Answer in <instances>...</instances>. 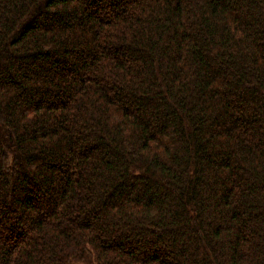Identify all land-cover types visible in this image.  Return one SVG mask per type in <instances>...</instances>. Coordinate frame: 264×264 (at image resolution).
I'll use <instances>...</instances> for the list:
<instances>
[{"label":"trees","instance_id":"trees-1","mask_svg":"<svg viewBox=\"0 0 264 264\" xmlns=\"http://www.w3.org/2000/svg\"><path fill=\"white\" fill-rule=\"evenodd\" d=\"M0 264H264V0H0Z\"/></svg>","mask_w":264,"mask_h":264}]
</instances>
